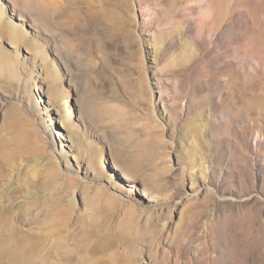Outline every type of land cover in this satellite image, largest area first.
<instances>
[{
	"label": "rangeland",
	"instance_id": "obj_1",
	"mask_svg": "<svg viewBox=\"0 0 264 264\" xmlns=\"http://www.w3.org/2000/svg\"><path fill=\"white\" fill-rule=\"evenodd\" d=\"M29 2L0 0V264L69 232L82 264H264V0Z\"/></svg>",
	"mask_w": 264,
	"mask_h": 264
},
{
	"label": "bare ground",
	"instance_id": "obj_2",
	"mask_svg": "<svg viewBox=\"0 0 264 264\" xmlns=\"http://www.w3.org/2000/svg\"><path fill=\"white\" fill-rule=\"evenodd\" d=\"M13 1L19 4L22 1L27 3V1L29 2L30 0H13ZM37 1L38 2L43 1L44 3V0H40V1L37 0ZM53 8L54 9L51 8L50 11H47V13H45L44 11L42 12V14H44L45 16L44 17L45 21L42 23L43 29L49 30L50 32L59 31L60 33H62L65 31V29L71 28V25L75 23V18H76L75 15H72L65 11L62 12L59 9V6H53ZM21 20L24 21V17L23 19L21 18ZM86 21L88 24L92 23V21L89 19H87ZM2 27H3V32H2L3 35L5 37H8L10 40H13L16 43L17 42L16 40L18 39V35L14 32L12 33L10 27H8L6 24L3 25L0 20L1 30H2ZM68 48L70 47L68 46ZM68 48L66 52H68ZM78 50L79 49L77 48V51ZM61 54H62V51H61ZM6 147H7V144L3 140L0 139V183L2 182L3 178L8 174L9 169H7V167H11L12 165H15L14 164L15 161L8 162L4 160L5 156H8V153H6L8 149H6ZM11 154L15 158L16 157L18 158L16 153L12 152ZM32 176L34 177V174ZM33 177L24 176L22 178L23 184L21 185L22 187H24L23 190L25 191V193L32 194V195L36 193V190L38 188L35 184L36 182L33 181L34 180ZM126 177H128L131 180H134L130 176H126ZM72 182L73 181H70V184ZM40 204H42L41 201H40ZM57 209H58V206L55 203L43 205L39 207V210L35 215L33 216L27 215V218L29 217V219L31 218L33 220H37L41 218V216H43L47 218V220L53 222L55 226H59L58 221L54 218L55 216L54 212L57 211ZM5 221L6 222L4 223V226L9 227L7 232L11 233V230L13 229L10 223L8 222L9 220H5ZM54 241H55V250L53 251L52 248H48V250L46 251L45 249L42 248V246L38 242L34 243V241L30 239V237L26 236L23 241L19 242L16 246H14L13 253H12L13 258L16 260V262H19L21 264H75V262L79 264L84 263V259L82 257L76 260L75 252L80 251V254H81L82 252L85 251V247L83 246V244H81L76 239L75 232H69L65 236H59ZM70 247H73V248L71 249ZM77 257H80V256H77Z\"/></svg>",
	"mask_w": 264,
	"mask_h": 264
}]
</instances>
